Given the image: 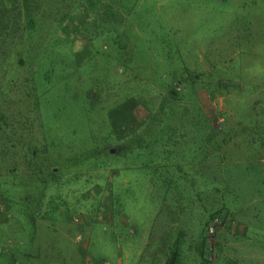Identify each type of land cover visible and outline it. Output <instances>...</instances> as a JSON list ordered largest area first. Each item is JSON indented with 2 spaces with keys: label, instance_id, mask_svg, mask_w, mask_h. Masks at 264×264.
<instances>
[{
  "label": "rangeland",
  "instance_id": "obj_1",
  "mask_svg": "<svg viewBox=\"0 0 264 264\" xmlns=\"http://www.w3.org/2000/svg\"><path fill=\"white\" fill-rule=\"evenodd\" d=\"M179 236L178 264H264V0H0V264Z\"/></svg>",
  "mask_w": 264,
  "mask_h": 264
},
{
  "label": "trees",
  "instance_id": "obj_2",
  "mask_svg": "<svg viewBox=\"0 0 264 264\" xmlns=\"http://www.w3.org/2000/svg\"><path fill=\"white\" fill-rule=\"evenodd\" d=\"M206 245V239H203L200 244V256L204 257V253L207 252V249L205 247ZM181 249H182V239L179 236L173 245V250H172V256L169 264H178L181 260ZM208 261V260H207Z\"/></svg>",
  "mask_w": 264,
  "mask_h": 264
},
{
  "label": "water",
  "instance_id": "obj_3",
  "mask_svg": "<svg viewBox=\"0 0 264 264\" xmlns=\"http://www.w3.org/2000/svg\"><path fill=\"white\" fill-rule=\"evenodd\" d=\"M222 86L224 87H237L238 85L231 82H222Z\"/></svg>",
  "mask_w": 264,
  "mask_h": 264
},
{
  "label": "built area",
  "instance_id": "obj_4",
  "mask_svg": "<svg viewBox=\"0 0 264 264\" xmlns=\"http://www.w3.org/2000/svg\"><path fill=\"white\" fill-rule=\"evenodd\" d=\"M212 231V230H211Z\"/></svg>",
  "mask_w": 264,
  "mask_h": 264
}]
</instances>
